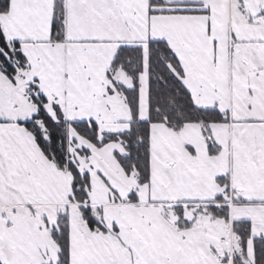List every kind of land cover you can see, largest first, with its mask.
<instances>
[{
    "label": "snow or ice",
    "instance_id": "1",
    "mask_svg": "<svg viewBox=\"0 0 264 264\" xmlns=\"http://www.w3.org/2000/svg\"><path fill=\"white\" fill-rule=\"evenodd\" d=\"M0 264H264V0H0Z\"/></svg>",
    "mask_w": 264,
    "mask_h": 264
}]
</instances>
